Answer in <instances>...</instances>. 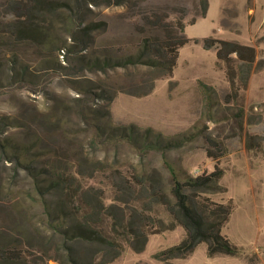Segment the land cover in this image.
<instances>
[{"label": "rangeland", "instance_id": "obj_1", "mask_svg": "<svg viewBox=\"0 0 264 264\" xmlns=\"http://www.w3.org/2000/svg\"><path fill=\"white\" fill-rule=\"evenodd\" d=\"M18 1L28 0H0V32L8 27ZM207 2L204 16L201 0H125L116 6L82 2L74 20L65 8L38 17L50 23L49 38L68 45L79 20L82 25L102 24L90 34L89 52L111 48L119 59L136 54L142 37L155 31L162 35L144 17L158 15L172 24L180 20L189 41L179 48L171 76L129 64L107 73L46 70L34 85L14 83L4 75V56L16 52L36 73L44 67L43 49L36 44L0 47V120L16 119L0 124V139L9 137L12 145L18 144L11 151L28 141L27 154L36 158L37 169L55 158L81 173L72 198L61 190L41 198L25 169L0 147V247L27 251L21 260L4 258L0 264H71L72 258L80 264H264V0ZM208 37L254 47L250 65L233 63L235 91L225 62L216 58L214 48L203 45ZM79 81L102 86L99 93L104 96L91 103L106 105L109 115L100 120L97 133L73 112L59 110L72 129L77 123L83 127L75 137H67L42 118L55 104L68 107L78 95L71 85ZM145 81L153 87L143 95ZM23 121L29 122L28 128ZM215 167L221 173L210 187H184V192L194 208L206 199L232 206L221 233L236 246V253L209 256L200 242L191 252L169 258L163 251L185 237L170 211L173 176L184 183ZM73 169L68 166L69 172ZM78 220L116 243L119 252L69 241L54 229H70ZM66 245H72L73 255Z\"/></svg>", "mask_w": 264, "mask_h": 264}, {"label": "trees", "instance_id": "obj_2", "mask_svg": "<svg viewBox=\"0 0 264 264\" xmlns=\"http://www.w3.org/2000/svg\"><path fill=\"white\" fill-rule=\"evenodd\" d=\"M72 1L73 2L70 3L62 0L18 1L8 27L5 31L0 32V43L4 40L6 41V44H0V47L10 46L15 48V46L19 45H40L43 49L40 55L43 58L42 62L44 67L41 70L37 69L36 73H34L29 70V65L21 59L20 55L12 51L10 55L12 57L4 56L5 61L3 63V72L8 80L10 79L14 83L27 82L34 85L35 82H40L45 72H47L46 70H61L65 68L73 70L76 68L78 70H88L90 72L107 73L109 69L126 67L129 64H143L150 68H157L160 70V73L157 74L159 76L172 75L178 58V50L189 41V39L182 34L184 30L182 21L177 20L175 24H172L161 20L158 15L153 16L155 19L152 20L144 17L148 26L154 28L153 30L161 31L162 35H159L155 31L150 35L142 37L139 51L136 54L131 53L125 58L119 59L114 57L115 55L112 53L111 48L104 47L96 50L93 49L89 52V46L91 44L90 34L95 28H101L102 24L88 23L82 25V21L79 20L78 28L71 31L69 34L72 43L68 45L61 44L57 39L53 38L52 40V38H49L47 29H49L50 23L47 24L45 20L39 19L38 17L39 15L52 14L58 8H65L64 10L66 11L69 9V16L74 20L79 14L78 9L82 2H88L94 5L104 4L106 6H116L123 4L125 0ZM207 6V0H201V16H204ZM71 10L74 11L72 12ZM202 42L205 47L214 48L216 58L225 62L230 87L235 91V68L233 63L238 60L243 64L250 65L255 57L254 47L237 41L214 37L203 38ZM60 51L63 52L61 53L62 57H65L68 62L66 66L63 65L61 59H59ZM72 56L75 57L76 63L73 62ZM152 78H155V76L151 77V79ZM145 82L146 85L143 86V88L145 87L143 95L153 87L152 82ZM95 84L96 83H92V86H90L82 81L73 83L71 87L78 95L70 99L67 103L68 107L60 104L53 105L50 110L45 113L46 115L44 114L42 118L43 122L52 126L53 129L58 131L61 135L75 137L83 127H79L77 123L75 128L72 129L70 125H67L69 119H62V116L56 113L59 110L67 114L71 111V113H74L77 120L84 123L86 127H94L95 131L99 133L101 130L100 120L108 117L109 109L106 105L101 107L92 105L91 102L94 101L95 98L104 96L103 92L99 93V90H102V86ZM30 90L32 91L33 89ZM113 96L114 94H111L108 101H110ZM35 110L37 109L35 108ZM26 111L27 110L23 111V116H25ZM7 120L8 121L0 120V124L4 122L9 124L8 122H12L16 119L7 117ZM36 123L37 122H35V124ZM63 123H65V125H63ZM22 124H24L26 128L29 126L28 121H23ZM37 125L40 129H44L42 128L43 123L38 122ZM13 145L18 144L16 143ZM13 145L9 137L0 139V147H2V150L9 154L11 159L19 163L20 166L25 169L26 174L31 178V185L34 191H36L41 198H44V195L51 190H61L65 193L67 198H72L74 196V192L76 191L74 181H76L77 176L81 175L79 169L71 164H64L61 160L55 158L45 162L37 169L33 166L36 162V158L34 159V157H30L27 154L29 142L24 141L11 151ZM207 154L208 156H212L209 150ZM68 166L74 167L73 171L69 172ZM220 173V169L215 167L212 172L190 178L184 183L179 182L175 176H173L171 193L174 196V205L172 206L173 210L170 208V211L172 212L174 222L184 228L185 237L177 245L171 246L163 251L169 258H177L182 254L191 252L194 246L200 242L206 244L207 254L209 256L236 253V246L221 233V225L228 220L232 206L206 199L196 205L198 208H194L192 204L188 202V196L184 192V187L193 189L210 187L211 183L214 179L219 177ZM171 225L174 226L173 223ZM54 229L60 233V236H66L69 241H86L105 247L109 251L113 250L114 254L119 252L118 249L115 248L116 243L106 239L99 230L93 229L90 225H87L81 220L75 221L70 229H61L59 225L55 226ZM66 246L68 254L73 255L72 245ZM25 253H27V251L21 248L13 247L3 249L0 247V259L6 258L18 261L23 258ZM159 254L160 253H156L154 256L158 257ZM70 262L71 264H80L74 258H72Z\"/></svg>", "mask_w": 264, "mask_h": 264}]
</instances>
